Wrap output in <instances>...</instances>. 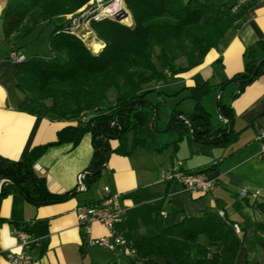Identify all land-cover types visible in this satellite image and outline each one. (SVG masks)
<instances>
[{
  "label": "trees",
  "instance_id": "obj_1",
  "mask_svg": "<svg viewBox=\"0 0 264 264\" xmlns=\"http://www.w3.org/2000/svg\"><path fill=\"white\" fill-rule=\"evenodd\" d=\"M88 1L7 0L0 12L2 39L13 47L37 26L54 23L48 34L49 55L35 53L13 61L15 86L23 94L17 109L75 123L62 127L50 144L33 147L22 160L0 155V195L19 192L29 202L41 205L63 201L75 194L73 190L62 194L50 192L45 178L35 173L33 164L48 145L71 142L75 146L86 133L91 135L93 145L83 178L85 190H89L101 177L111 152L128 154L143 143L138 119H143L147 110L154 113V108L159 107L147 98L151 90L144 85L165 81L169 75L202 63L211 48L223 43L225 33L254 0L238 6V0L232 4L218 0H124L132 24L111 17L90 22L102 42L98 53H93L65 26V15ZM179 59L185 63H178ZM263 74L264 57L258 60L255 51L248 48L243 69L219 85L204 82L200 86L201 95L215 92L223 85L226 88L233 79H238L237 91L232 95L235 98ZM223 92L219 93L218 122H214L212 113L200 100L190 113L172 111L170 118L176 117L169 131L177 135L172 142L174 146L186 134L218 148L236 140L241 130L234 129L233 110L222 101ZM129 133L133 135L130 148ZM111 140H117V146L112 147ZM219 164L217 158L194 171L218 174ZM252 205L264 215V201H254ZM234 225L217 210L205 209L196 216H184L181 221L162 227L156 235L138 238L132 244L133 256L120 254L125 257V264H235L238 252L244 250L247 234L244 229L236 232ZM252 238L255 248L264 252V219L254 222ZM244 264L259 261L253 255Z\"/></svg>",
  "mask_w": 264,
  "mask_h": 264
},
{
  "label": "crops",
  "instance_id": "obj_2",
  "mask_svg": "<svg viewBox=\"0 0 264 264\" xmlns=\"http://www.w3.org/2000/svg\"><path fill=\"white\" fill-rule=\"evenodd\" d=\"M218 1L232 4L236 0ZM6 2L0 0V12ZM22 40L13 47L2 39L0 27V155L13 160L24 159L33 147L50 144L62 127L75 124L17 109L23 94L15 86L13 60L8 56L13 49L24 54ZM248 48L255 51L258 60L264 57V0H254L250 4L225 33L223 43L211 48L202 63L169 75L165 81L144 85L145 89L171 94L177 99L175 105L164 112L162 120L157 116L156 128L166 127L173 110L183 113L193 110L191 104L183 107L184 99L200 100L211 113L217 111L215 99L219 89L203 96L200 86L204 82L219 85L241 71ZM223 90L222 101L232 107L235 117L234 129L241 130L236 140L225 148L205 145L191 134L184 135L176 146L172 143L177 137L174 132L140 134L144 138L141 145L128 154L111 152L101 177L89 190L80 191L77 175L85 171L92 157L91 135H83L75 146L65 142L45 147L33 164L35 173L45 178L52 193L72 190L76 193L66 200L41 205L29 202L19 192L0 195V264H10L7 253L19 250L18 230H27L36 240L26 249L31 264H125V257L112 251L115 260L109 256L103 257L109 259L100 260L93 250L95 245L88 241L108 235V229L93 222L86 233L77 218L78 211L96 203L106 187L120 196L125 215L116 227L130 246L138 238L156 235L162 227L175 224L184 216H196L205 209L222 210L240 232L244 229L245 244L252 238L254 222L264 219L261 211L252 205L254 201L239 194L241 190L264 191V74L235 98L232 95L237 91L236 82ZM147 98L159 106L165 103L163 99ZM146 114L149 120L153 118L154 113L147 110ZM213 120L218 122V119ZM132 139L129 133L128 148ZM110 143L115 147L118 141ZM217 158H220L218 181L211 193L187 191L176 182L162 179L163 172L176 159L182 161L184 170L193 171ZM253 252L239 251L235 264H244L246 259L252 258Z\"/></svg>",
  "mask_w": 264,
  "mask_h": 264
},
{
  "label": "built area",
  "instance_id": "obj_3",
  "mask_svg": "<svg viewBox=\"0 0 264 264\" xmlns=\"http://www.w3.org/2000/svg\"><path fill=\"white\" fill-rule=\"evenodd\" d=\"M102 0H89V4L93 6L100 5ZM252 0H238L237 6L246 4ZM88 2L73 13L65 15L66 29L69 33L77 35L83 41L86 34H78L77 28L93 20L101 19L94 15H88L83 11V7H88ZM90 7L89 10L92 8ZM236 8V7H235ZM85 25V24H84ZM89 33V32H88ZM9 58L13 61H21L25 59V55L17 52V50H11ZM84 171L77 175V189L80 191L85 190L83 184ZM162 179L166 181L176 182L181 185L185 190L191 192H197L201 194L211 193L216 187L218 181V174H214L211 171H187L182 168V161L176 159L172 162L171 166L162 174ZM239 194L242 197H247L252 201L262 200L264 201V191L254 190L246 191L241 190ZM164 215L165 212L162 211ZM220 216H224L222 210H218ZM125 215V209L121 203V199L118 193L113 192L110 188H104L100 199L96 203L86 205L81 208L77 213V218L84 229L89 233V226L93 222L103 224L108 229V235L100 236L97 238H90L88 243L91 245L100 246L106 248L112 252L122 253L127 256H133L135 249L128 245L123 235L117 230V224L122 221ZM235 231L240 232L239 227L234 225ZM17 243L19 246L18 251H10L6 255V259L10 264H31L32 259L26 252V249L35 243V238L27 230H18L16 233Z\"/></svg>",
  "mask_w": 264,
  "mask_h": 264
},
{
  "label": "rangeland",
  "instance_id": "obj_4",
  "mask_svg": "<svg viewBox=\"0 0 264 264\" xmlns=\"http://www.w3.org/2000/svg\"><path fill=\"white\" fill-rule=\"evenodd\" d=\"M221 1H227V0H221ZM89 4V2H88ZM100 5L98 6H91L90 4L88 5V7L84 6L82 9L84 12H86V17L88 15H94L96 14V17L98 16V18H105V17H111L123 24H132V18L131 15L129 13V10L127 9L124 0H102L100 3ZM92 7L90 10L89 8ZM128 15V16H127ZM99 20V19H97ZM128 22H127V21ZM93 21V18L89 21V22H84V24H81L77 30H78V34H86L85 40L84 42L86 43V45L88 46V48L93 52V53H98L100 51V49L102 48V42L99 41L93 31V29L91 28L90 22ZM54 27V23H47L44 25H40L37 26L31 33H29L25 38H23L22 42H21V50L23 51V53L25 54L26 57H30L31 55L37 53L39 55H43V56H47L50 54V51L48 49V34L50 33V31L53 29ZM89 32V33H88ZM100 43L101 44V48L98 51H95V48L93 47V43ZM155 62L157 63V66L159 68H161L160 64L158 61L155 60ZM178 63L184 64V60L183 59H179L177 61ZM168 90V89H166ZM225 93V92H224ZM147 96L153 100V101H157L160 99H163L165 103H163V105L159 106V112H157L158 116H159V120H162L164 118V112L168 111L169 109L172 108L173 105H175V101L174 100V96L171 94H167V93H162V92H154L149 91L147 93ZM204 96V95H203ZM109 98L112 99L113 95H109ZM181 104L183 105V107H186L187 104H191L192 107H194L195 105V101L192 99H184L182 100ZM215 108L217 109V104H216V99H215ZM213 115V119L217 120V111H214L212 113ZM154 116V115H153ZM153 119V118H152ZM151 120L148 119L147 114H145V116H143V119H138L140 121V125H139V132L140 134H144V133H153L154 131H156V129L151 127ZM169 133H171L172 131H168ZM167 134V133H165ZM96 183V182H95ZM94 183V184H95ZM201 241H204L201 238ZM245 248L244 250H246L247 252H253V255H256L257 260L259 261V264H264L262 261L264 252L263 250L259 249V248H255V244L253 239L250 237L245 241ZM95 250V253L97 255V257L101 260L103 259H109V258H103V257H110L112 260H115V256L112 255V252L106 248H102L100 246H94L93 247ZM252 255V257H253ZM105 261V260H104Z\"/></svg>",
  "mask_w": 264,
  "mask_h": 264
},
{
  "label": "water",
  "instance_id": "obj_5",
  "mask_svg": "<svg viewBox=\"0 0 264 264\" xmlns=\"http://www.w3.org/2000/svg\"><path fill=\"white\" fill-rule=\"evenodd\" d=\"M258 65H259V64H258ZM255 72H256V71H255ZM255 72H254V74H255ZM254 74H253V75H254ZM233 82H236V83H237V82H239V81H238V79H233ZM224 88H225V85L221 86V87L219 88L218 92H217V98H216L217 108H218V102H219V93L222 92ZM157 116H158V114H157V110L154 108V116H153V119H152V121H151V127L154 128V129H156V127H155V123H156ZM175 117H176V116L173 115V116L169 119L168 124L166 125L165 128H163V129H156V131H160V132H167V131H169V129H170V127H171V123H172L173 119H175ZM106 162H107V160H106ZM103 167H104V166H103Z\"/></svg>",
  "mask_w": 264,
  "mask_h": 264
},
{
  "label": "bare ground",
  "instance_id": "obj_6",
  "mask_svg": "<svg viewBox=\"0 0 264 264\" xmlns=\"http://www.w3.org/2000/svg\"><path fill=\"white\" fill-rule=\"evenodd\" d=\"M128 16V15H127ZM127 21V20H126ZM128 22V21H127ZM93 47L95 48V51H98L101 48V44L100 43H93Z\"/></svg>",
  "mask_w": 264,
  "mask_h": 264
}]
</instances>
